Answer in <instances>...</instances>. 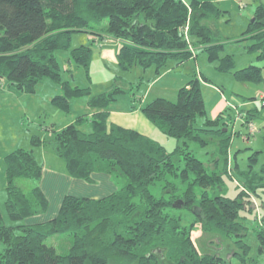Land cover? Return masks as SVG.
Here are the masks:
<instances>
[{"label": "trees", "instance_id": "trees-1", "mask_svg": "<svg viewBox=\"0 0 264 264\" xmlns=\"http://www.w3.org/2000/svg\"><path fill=\"white\" fill-rule=\"evenodd\" d=\"M221 14L216 0H0V80L30 93L46 76L59 79L56 52L70 48L73 32H86L118 41L116 57L123 70L138 64L158 74L168 61L192 57L194 45H199L208 58L219 60V69L233 70L239 80L261 81L258 65L232 69L233 54L225 51L227 41L216 24ZM247 32L253 39L248 50L264 59L263 4L256 6ZM92 50L80 44L68 50V57L88 70ZM221 51L225 54L219 56ZM61 87L63 93L52 100L65 110L70 97L87 92L64 80ZM124 90L114 83L91 96L89 113L53 130L46 140L73 177L88 182L92 172L121 177L115 191L100 198L65 194L54 217L31 222L29 218L47 211L48 200L39 184L23 189L16 180L39 182L43 164L33 149L17 147L4 156L10 223L0 210V264H231L219 253L199 252L191 238L197 223L206 233L231 239L241 250L235 256L246 261V226L236 218L243 201L225 197L223 174L231 176L232 171L216 167L229 159L232 135L226 108L207 116L196 77L178 88L176 100L158 96L146 102L140 108L145 116L166 137L182 140L183 145L168 150L138 130L108 122L107 105ZM254 115L249 108L236 116L248 128L247 138L254 132L249 131ZM83 120H89V129L81 126ZM191 139L215 141L208 162L187 147ZM44 141L32 137L34 144ZM250 160L256 162L257 155ZM237 171L245 192L264 194V162L257 170ZM153 187H159L158 194ZM222 200L234 203L232 216L221 207ZM54 235L66 237V252L46 242ZM255 236L258 249L264 250V229Z\"/></svg>", "mask_w": 264, "mask_h": 264}, {"label": "rangeland", "instance_id": "rangeland-1", "mask_svg": "<svg viewBox=\"0 0 264 264\" xmlns=\"http://www.w3.org/2000/svg\"><path fill=\"white\" fill-rule=\"evenodd\" d=\"M222 14L217 20V28L222 39L227 41L225 51L233 54L232 69H239L249 64L261 67L263 79L258 82L243 81L237 79L233 70H221L218 68L219 60L210 59L207 53L194 45L195 54L179 63L168 61L167 66L156 74L153 67L142 68L134 64L130 69L123 70L117 61L116 52L118 41L101 35L95 37L86 32H73L70 48L80 44H88L92 47L89 69L68 57V50H58L56 59L60 69L59 79L49 76L40 80L34 92H25L9 86L5 79L0 80V210L5 223H10L6 200V177L4 156L17 147L33 149L36 159L44 167H58L65 165L64 159L58 156L49 140L53 130L74 121L79 115L88 113L91 109L87 101L93 95L101 93L116 83L126 88L116 94L107 107L110 111L109 119L136 125L140 132H148L149 136L165 145L171 150L176 144H182V140L166 137L158 127L150 121L140 108L149 100L162 96L170 100L177 99L178 88L191 78H198L203 99L207 110V116H211V108L223 100L226 103L224 116L229 121L231 132V145L229 147V159L227 163L222 159L216 167L222 170L232 171V175L223 174L224 195L226 198L236 201L240 199L243 205L236 212L237 219L246 226V235L242 238L250 245L246 261H241L234 251H241L238 245L231 239L220 235L204 232L197 223L192 228L191 238L199 252H214L230 259L231 264H264V250L258 249V240L255 236L257 230L264 229V194L250 196L241 187L242 175L238 169L257 170L264 162V151L255 152L264 148V59L258 58L256 51H249L248 47L253 42L246 33L250 20L253 19L256 6L264 5V0H216ZM219 52V56L225 54ZM62 80L67 81L71 87H86L87 92L75 95L68 99V109H63L52 98L56 94H62ZM255 110L251 119L252 126L248 135V128L242 124L239 113L246 109ZM136 109V110H135ZM129 110V114L122 111ZM135 110V111H133ZM81 126L89 129V120H83ZM132 128V127H131ZM135 128V127H133ZM137 129V128H136ZM137 129V130H138ZM33 136H39L44 142L34 144ZM215 141L210 140L202 144L198 140H189L187 147L192 150L197 158L204 162L211 159L214 152ZM256 154L257 161L250 160V156ZM46 158V160H45ZM249 164H252L250 167ZM117 181L122 184L121 177ZM16 183L29 189L39 184L31 178H18ZM158 194L159 187L151 189ZM224 201V202H223ZM53 204V202H52ZM231 202L221 201V207L232 216ZM59 207L49 208L47 213L31 218V222L44 221L55 216ZM48 244L55 246L57 251L66 252L68 240L63 235H54L46 239ZM251 257V259H250ZM118 264H124L122 262Z\"/></svg>", "mask_w": 264, "mask_h": 264}, {"label": "crops", "instance_id": "crops-1", "mask_svg": "<svg viewBox=\"0 0 264 264\" xmlns=\"http://www.w3.org/2000/svg\"><path fill=\"white\" fill-rule=\"evenodd\" d=\"M224 107H226V103L223 100H220V102L212 106L211 116L212 117L216 116L217 113H219L221 110L224 109ZM121 113L129 114V110L128 112L127 110H125L122 111ZM108 122L119 124L127 128L135 127L133 128L135 130L138 129L136 125H132L126 122H121L118 120H112V119L110 120L109 117H108ZM141 133H144L149 136V133L144 132V130ZM91 177L92 180L88 182L81 178H76L71 176L67 171L65 165L63 166L62 164H59L58 167H50L47 166V164L46 167H44L43 165V171L39 181V186L48 200V209L45 213H47L49 211V208L51 207L52 208H54V206L59 207L61 199L65 194L86 196L90 198H100L117 189V183H118L117 180L114 179L108 173L92 172ZM28 221H31V218H29Z\"/></svg>", "mask_w": 264, "mask_h": 264}, {"label": "bare ground", "instance_id": "bare-ground-1", "mask_svg": "<svg viewBox=\"0 0 264 264\" xmlns=\"http://www.w3.org/2000/svg\"><path fill=\"white\" fill-rule=\"evenodd\" d=\"M262 101H264V97H262ZM263 105H264V103H263Z\"/></svg>", "mask_w": 264, "mask_h": 264}, {"label": "built area", "instance_id": "built-area-1", "mask_svg": "<svg viewBox=\"0 0 264 264\" xmlns=\"http://www.w3.org/2000/svg\"><path fill=\"white\" fill-rule=\"evenodd\" d=\"M263 103H264V101H263ZM250 126H252V125H250Z\"/></svg>", "mask_w": 264, "mask_h": 264}, {"label": "water", "instance_id": "water-1", "mask_svg": "<svg viewBox=\"0 0 264 264\" xmlns=\"http://www.w3.org/2000/svg\"><path fill=\"white\" fill-rule=\"evenodd\" d=\"M253 20V19H252ZM176 206H179V205H176Z\"/></svg>", "mask_w": 264, "mask_h": 264}]
</instances>
